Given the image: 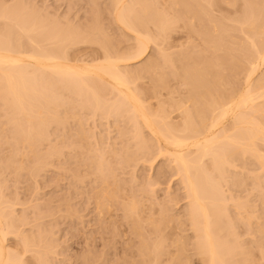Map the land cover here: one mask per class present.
Returning a JSON list of instances; mask_svg holds the SVG:
<instances>
[{"label":"bare ground","instance_id":"1","mask_svg":"<svg viewBox=\"0 0 264 264\" xmlns=\"http://www.w3.org/2000/svg\"><path fill=\"white\" fill-rule=\"evenodd\" d=\"M244 1L243 16L235 20L227 14L230 8L235 7L233 4H236V1L232 3L229 0H223L226 7H222L219 0H112L116 23L133 35L131 41L134 42V47L131 52L129 48L128 52L113 49L114 46H111L106 35L97 31L98 29L95 30L96 27L91 26L92 28L80 30L72 25L60 26L62 24L58 25L57 22H55L57 25H54L53 21L47 20L48 22L45 23L46 21H43L45 19L41 20L40 17H38L40 20L33 19L34 16L29 15L31 12H26L27 17L25 12L21 13L22 10L21 12L15 9L0 10V22L6 23L3 27L0 26L2 28H0V149L6 146L8 152L6 159H0V174L4 169L12 168L14 173L21 170L25 160H33L34 165L31 171L37 172L47 166L49 160L58 158L57 147L53 146L45 151L40 150V147L49 140L48 128L52 125L66 124L68 119L75 116L72 114L75 109L89 111L93 116L100 113L99 115H105L106 119L114 117L116 122L118 118L125 119L130 125L129 128L132 131V134L129 132L130 139L133 142L132 150L129 148L131 151L126 155L123 154L125 163H135L136 160L149 162L158 155L163 156V159L167 157L172 164L171 170H176L173 176L179 177L185 189L186 201L188 200L184 216L179 215L178 218L170 216L168 208L162 207L163 210L157 211L151 206L153 204L146 208L134 196L129 199L125 197L126 200H123L126 202H120L119 206L125 214L124 219L131 227V234H134L140 243L137 254L142 258L141 263L158 264L163 256L168 255L165 256L168 260L164 257L166 262L164 264H190L189 259H182L186 249L184 242L187 240L184 241V238L178 234L177 227L172 228L175 221L181 226L182 224L190 226L193 232L191 237L193 249L201 264H250L252 253L246 254L244 248V252L238 253L239 245L236 242L234 244L235 221L228 213V205L234 197L228 198L226 195V190L232 192L231 189L235 186L234 177H231L230 171L237 168L238 158L246 162L248 157L253 160L259 170L258 174L252 175L254 181L255 179L257 181L254 184L257 183V186L261 188L264 183L261 181L262 179L264 181L262 174L264 173V73L262 72L264 70V0ZM177 7L181 8L180 15L176 13L177 10L174 13L179 18H189L194 21L199 20L200 16H207L209 19L206 20L210 26L208 32L212 37L210 48L213 47L211 50L216 51L221 49L224 54L215 56L216 51L212 52L213 55L209 51L210 58L205 56L196 57L198 58L196 59L189 58L181 50L179 60L176 58L181 61V65L178 66L181 72H174V75L178 78L177 88L185 86L187 90L185 92L181 91L182 88L180 92L173 90L174 86L171 87V83L169 84L165 78L167 75L159 77V74L156 76L159 78L154 80V83L155 77H151L153 92H147V94L153 93V97L150 95L152 97L150 98L156 103L152 105L144 99V96L147 97L146 93L143 92L145 94L143 96L142 90L138 89L136 83L143 79L144 72L149 73L159 68H157V60L149 58L141 71L137 72L128 70V64L145 59L150 49L149 45H153L161 53L160 57L163 54L162 58L166 61L165 63L163 60L165 68L166 65L175 66V60L166 58L167 49L164 48L170 33L175 30L174 24L180 23L176 22L175 16L174 18L171 16L172 8L178 9ZM210 11L214 14L227 12L226 16L221 17L224 20L222 24L220 22L222 19L215 20L217 19H213L215 16L211 18ZM49 24L53 25L49 26ZM232 24L237 25V31L248 42L247 46H240L241 49L238 47L243 54L242 61L233 54L234 58L231 50L226 46L227 40L229 38V42L232 40L229 34ZM197 27L201 28V26ZM205 30L208 33L207 29ZM195 31L199 34L200 29ZM203 42L205 43V40ZM80 45L96 46L101 55L97 54V57L93 55L90 59H79L73 53ZM232 46L235 47V45ZM199 60L201 63H198ZM221 71H227L229 74L224 76L225 72L221 73ZM243 71L246 73L245 82L242 85L243 88L239 90L229 83H231L233 72L241 74ZM60 109L64 111V114L59 113ZM89 112L86 113L90 114ZM81 121L77 126L80 132L75 134L79 135L78 143L83 144L91 138V133L85 131ZM122 151L124 152V149ZM153 151L156 153L155 157H151L154 154ZM96 156H92L95 160L92 158L90 161L99 162L97 163V169L100 172L98 176L102 179V186L107 189L108 173L111 170L105 165L107 162L105 157L101 161L103 153L98 155L100 160ZM103 161H106L105 164ZM120 162L123 164V160ZM103 165L108 170L107 173ZM91 166L90 169H92ZM111 173L113 174V171ZM227 186L230 187L225 190ZM257 186L253 188L259 190ZM0 187L1 190L2 186ZM117 188L116 192H118ZM106 189L100 190L96 195L99 220L103 219V207L106 206L108 198H111L112 193H116L115 191L111 195L107 193L109 196H106ZM260 191H257L258 196ZM2 194L1 190L0 264H27L25 256L28 253L34 254V264H44L43 257L48 253L50 246L45 249L44 242L42 243L40 238L42 236H39L37 241L34 238L35 235L31 237L22 232L20 225L23 219L15 216L16 211H13L15 205L9 203ZM115 195L112 197L114 198ZM261 197L263 199L261 198L258 207L262 212L261 215H255L258 213L256 206L249 207L247 210L248 206L244 204L238 206L236 202V208L234 207L236 212L237 209L241 210L240 218L244 216L242 209L245 211L247 216L243 218L248 225H253V219L258 218L259 222L255 220L258 223H254L258 225L256 229L258 234L264 230V195ZM106 204L111 213L110 203ZM239 216L237 215V219ZM183 217H186L185 222L182 220ZM168 229L175 234H173L176 237L174 243L177 242V238L178 242H182L180 248L179 246L178 249L175 248L176 252H166ZM261 252L262 260L260 261L264 264V249ZM184 257L186 259V256ZM256 263L259 264V262Z\"/></svg>","mask_w":264,"mask_h":264},{"label":"rangeland","instance_id":"2","mask_svg":"<svg viewBox=\"0 0 264 264\" xmlns=\"http://www.w3.org/2000/svg\"><path fill=\"white\" fill-rule=\"evenodd\" d=\"M219 1H221L219 3L220 6L226 7L225 4L223 3V0H219ZM229 1L231 2L236 1V4L234 3L233 5H235V7L233 6L232 8L229 9L230 12H228V14L227 12H215L217 14H214V12L210 11L211 18L215 16L213 19L217 18L215 20H220L222 19L221 17H224L227 14L230 15L235 20L241 19L244 10L242 8H244L245 1L244 0H229ZM253 1L259 2L258 0H253ZM171 3L172 1L169 2L170 5ZM113 8L114 6L112 4V0H0L1 11L4 10L11 11L15 9V11L17 10L21 12L22 10L21 13L23 14L25 12L24 13L25 16H27L28 13L31 12L29 15L30 17L34 16L33 19L36 18V20H38L39 19L38 17H40L41 20L45 19L43 20L44 22L46 21L45 23H47L48 21H53L54 25L57 24L58 25L62 24L60 26L72 25L75 28L76 27L79 28L80 30L96 27L95 30L98 29L97 31H101L103 32L104 35H106L105 37L106 39L107 38L109 39L107 40L110 41L111 46L112 45L114 46V47L112 46L113 49L116 48L119 49L120 52L121 51L128 52V48H129L131 52L132 47H134V42L131 41L133 40L132 39L133 35L123 30L116 23L114 18ZM172 9L174 10V11L172 10V14H173L171 15L172 18H174L175 16V19H177L176 22H180V23L174 24L175 30H173L172 33H170V37L168 39V42L166 43L168 46L165 44L164 49H167L166 50L167 52L164 51V55L167 53V56L165 55L166 58H171L175 60V66L172 67L170 65H166L165 68V66L163 65L166 63V61L165 58H162L163 54L160 57L159 55L161 53L153 45H149L150 49L145 59L137 63L128 64V70L132 72H137V71H141L143 65L146 64L145 62H148L149 58L150 60L151 59L153 60V58L154 60H157L158 62L157 68L159 67L158 68L159 70L156 69L157 70L156 71L154 69L152 70L154 72L152 71L149 73L144 72L142 75L143 79L138 80L136 83L138 89H140V91L142 90L143 96L145 95L144 93H146L147 97L144 96V99L149 103H151L152 105H155L156 103L154 99L151 100V98L153 97V93L150 94L152 95L151 97L150 95L147 94V92L148 93L153 92L152 85L155 82L154 80L158 79L162 75L163 77L167 75V77L165 76V78H167L169 84L171 83L170 84L171 87L174 86L173 90L180 92V89L182 87L177 88L178 78L174 75V72H179V73L181 72L178 69V66L181 65V61H178L181 50L182 52L187 54L189 58H193V57L203 58L205 56L210 58L211 54L213 55L216 51L214 49L211 50L213 47L210 48L212 46V43H210L212 41V37L208 32L210 26L208 21L206 20L209 19L207 18V16H204L205 18L203 16H200L199 20L195 19L194 21H191L189 18H179L177 16V14L180 15V11H181L180 7L178 9L176 8H172ZM175 10H177V12ZM174 12H176L177 14ZM25 16L23 17L25 18ZM188 20H190V22H194L195 24L192 23L191 25V23ZM223 21H224L223 19L220 20L221 24ZM55 22H57V24ZM199 22L200 23L203 22L204 24L202 23L201 25ZM4 24H6L4 23V21L0 22L1 27H3ZM51 25L49 24V26ZM194 25H196V27ZM197 26H201L202 29L198 28ZM232 26L230 27L232 29H230V33H229L232 36V37L230 36L232 40L229 42L230 40L229 38V40H227L229 43L227 42L226 46L231 50V54L234 58H235L234 55H236V58L242 61L244 60V58L239 48L241 49L240 46L242 47H244L245 45L247 46L248 42L245 41L244 40L245 37L239 31H237V25L234 26L232 24ZM194 29L198 31L200 29L199 34H196V31ZM205 29H207L208 33H206ZM223 36H225L224 33ZM204 40L205 43L203 42ZM208 42L209 44H207ZM204 44L206 47L203 46ZM232 45H235V47H233ZM78 49L76 52L73 53V55L78 56L79 59H90L93 55L97 57L100 54V50L97 49L96 46L92 47L91 45H83V46L80 45ZM235 50L236 51L238 50V52H235ZM201 51L202 54H200ZM209 51L211 52V54ZM213 51L214 53H212ZM223 52H224L223 50L217 49L215 56H220L224 54ZM239 52L241 53L238 54ZM176 54H178V56ZM163 60L165 61V63ZM198 63H201V61L199 60ZM161 66H162V70H161ZM172 70L174 71L172 72ZM223 72L225 71H221V73ZM262 72L264 73V70H262ZM239 73L240 72H233V74L231 73L232 80L229 79L231 82L229 84L234 88L235 87L237 89L239 88L240 90L243 88L242 85H244L246 73L245 71L241 72V74ZM223 74L224 76H227L229 72L226 71ZM158 75L159 77H156ZM151 77H155V78L153 79ZM151 79H153V83ZM157 90L160 89L157 88ZM185 90L187 89L184 86L181 89V91L185 92ZM108 97L110 98V96ZM80 111L81 110L79 109L74 110V113L72 114L75 116L71 118L69 117L70 119H68L66 123L68 125L66 124L62 126L52 125L48 128V132L50 134L49 140L45 142V144L44 143L42 144L40 150L45 151L47 150V148L50 149L53 146L57 147L58 149L57 148L56 149L59 153L58 154L59 157L58 158L54 157L51 160H49L47 166H45L46 168L45 167L41 168L37 170V172H33L34 173L33 174L31 171L34 165L33 160H25L23 163V168H21V170L19 169L18 170L19 172L17 171L14 173L12 168L8 170L4 169V171L2 170L0 174V184H1L0 186H2L1 190L3 192L2 196L4 195V197H6L9 200V203H12L13 206L15 205L13 207L14 208L13 211H16L15 216H17V218H22L24 220L21 221V225L19 223L20 227L22 228V229L20 228L22 232H25V235L31 237L35 235L34 238H36L37 241H38V237L42 236L40 238L42 239V243L43 242L45 243V244L43 243L45 249L48 246H50L48 247V253H47L48 255L47 254L45 255L47 257L45 256L43 257L44 258L43 260H45L44 264L45 262L46 264H142L141 263L142 261H140V259L142 258L139 256V254H137L140 243L138 241V238H136L134 234H133L134 236L131 234L132 233L131 227L127 224V222L124 219L125 214L122 211V207L119 206L121 204L120 202L123 203L126 202L124 201L126 200L124 199L125 197L129 199V198H133L134 196L136 200L142 202L144 207L149 208L150 205L153 204L151 206L154 207V210L157 211L161 210L162 207L163 209L168 208L167 210H169L170 216L172 217L177 216L178 218L179 215L184 216L188 205L187 202L188 200L186 201L185 198L186 195L184 192L185 189L183 187V184L179 180L178 176H173L175 175L174 172H176V170L174 169L171 170L172 164L170 163L168 158L164 157L163 159V156L160 155H158V157L156 158L155 157L156 153L154 151H153L154 154H152L153 156L151 157H155L156 159L152 158L153 161L150 160L149 162H146L142 160L141 161L136 160L137 162L135 161V163H130V164L125 163L124 155L128 154L132 150L131 147L133 146V142H131L130 139L131 137L130 133L132 134V131L131 128H129L130 125L128 124V122L126 123L125 119L118 118L116 122V119L114 120V117H110L111 119L110 118L106 119L104 117L105 115L101 114L100 116L99 115L100 113L97 114V116H93L89 111H85V112L83 111L80 112ZM86 112H89L90 114ZM59 113L64 114V111H61L60 109ZM119 119H122L124 121ZM79 121L82 122L85 131L91 133L90 135L91 138L84 141L83 144L78 143L79 135L78 136L76 135L79 134L80 132L79 127H77L79 126L78 125ZM78 144L81 146H79ZM123 146L125 147L123 148ZM2 148L0 149L2 150V152H0V159L4 160L6 159L5 157L8 156V152L6 151V146H2ZM90 148H92L91 154H89ZM123 149L124 152L122 151ZM87 150L89 152H87ZM113 151L116 153V155L115 153H113ZM95 152L98 155L103 153V156H101L103 158L100 157L101 161L105 157L107 162L109 163L107 164L106 161H103V164H105L106 162L105 165H107L106 166L107 169H110L111 172L113 171L114 174L113 175L110 171H109L110 173H108L109 179L107 183L108 184L107 189L106 187L102 186V181H101L102 179H100L98 176L100 172L97 169L98 168L97 163L99 162L95 161L96 162L95 163L94 162L95 157H92L94 155L96 156ZM104 153L107 157L104 155ZM112 153L113 156L111 157ZM117 154H119L120 156ZM97 156L96 158L99 159V156L98 157ZM117 156L120 158H118ZM92 158L94 160L90 161ZM122 160L124 165L120 162ZM91 164L94 167L91 166ZM236 164H237V168L232 169L230 171L231 177L232 178L234 177L236 187L234 186L231 189L232 192H228V190H226L230 186H227L225 188L226 195L228 196V198H231V196L234 197V200H231L230 203L228 201L229 203L228 213L229 215L231 214L230 218H232V220L234 219L235 221L233 228L234 229L233 232H235L233 236L234 237L236 236L235 239H233L234 244L238 243L237 245H239L238 253L244 252V250H246V254L249 252H250L249 254L252 253L250 255L251 257L249 256L250 259L253 260V261L251 260L250 264L251 263L258 264L256 262H259V264L260 263L263 264V262L260 261V259L262 260L261 251H263L264 249V239H263L264 230L260 234L257 233L256 229H258V225L255 224L259 222L258 218L256 217L253 219L254 226L252 224H251L252 226L248 225L247 221L243 218L244 216L245 218L247 216L245 211L242 209V215L244 216L241 217L243 219L241 221V218L239 216L241 215L240 212L241 210L237 209L236 212V209H234V207L236 208V204H235L236 202L238 206L239 204L240 206L243 204L246 207L248 206L247 210H249V207L253 208L256 206L258 209V213H256L255 215L256 216L261 215L262 212L259 211L258 207L261 203V200L263 199L261 195L262 196L264 195V190H263L264 183H262L263 187L261 186V188L257 186V183L254 184V182L257 181L256 179L254 181V176L252 175L258 174L259 170H257L258 165H254L253 160H251L249 157L247 158V162L243 159L238 158ZM105 165H103L104 168L103 167L102 168L107 173L108 170H106ZM90 166L92 169L89 168ZM260 174H261V170H260ZM262 174L264 176V173ZM261 181L264 182L263 179ZM254 186L255 187L257 186L259 190H256L257 188L256 189L253 188ZM115 187L116 188L118 187L117 188L118 192H116ZM103 189L104 190L106 189V196L111 195V193L114 191L116 193L114 194L112 193V196L115 194L118 196L117 199H115L116 198L115 195L114 198L111 196V198L109 197L107 200L108 204L110 203L109 206L111 207L110 209L112 214L108 210L109 207L106 204L107 202L106 201H105L106 203L104 202L106 205L104 207L108 211L103 207L104 209L103 219L99 220V215L96 210V206H97L96 195L98 192H100V190L102 191ZM260 189L262 190L260 191ZM257 191L258 192L260 191L259 196H258L259 193ZM107 193H109V195ZM250 210L252 209L250 208ZM238 211L240 212V214ZM108 212L110 213V215ZM236 214L239 216L238 219ZM185 218L184 217L182 218L184 222L186 221ZM255 220H257L258 222H256ZM23 222L24 224H22ZM177 223L178 222L174 221L172 228L177 227L178 234L184 238V241L187 240L185 241L186 243L184 242L185 245L184 247L186 249L183 254L184 256H186V259L183 255H182V259L184 260L189 259L190 264H201L198 260V257L196 256L195 250L193 249L194 248L192 245L193 240L191 238L193 236L192 234L193 232L190 230V226H188L187 224H182L181 226L179 223L177 225ZM172 232L173 231L171 229H168L166 231L168 238H166L167 250L166 249L165 250L167 253H171L170 251L176 252L178 246L180 248L182 244L181 241H179L180 242L179 244L178 238H177V242L175 243L173 242L176 241V237L173 236L174 233ZM173 238L175 240H172ZM258 249H260V251ZM33 256H34L33 253H28L25 256L27 264H34ZM165 256L167 257L168 255ZM165 256L162 257L163 258L162 261H160L158 264H164ZM166 257L165 260H168V258ZM238 258H240V256Z\"/></svg>","mask_w":264,"mask_h":264}]
</instances>
